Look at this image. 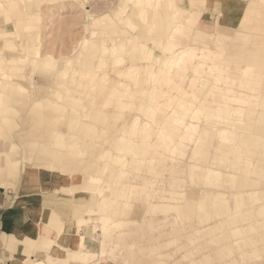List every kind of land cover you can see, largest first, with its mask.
Here are the masks:
<instances>
[{"label": "rangeland", "instance_id": "obj_1", "mask_svg": "<svg viewBox=\"0 0 264 264\" xmlns=\"http://www.w3.org/2000/svg\"><path fill=\"white\" fill-rule=\"evenodd\" d=\"M123 1H22L40 14L32 37L0 0V149L11 154L0 156V184L52 189L75 229L65 238L63 218L46 207L36 236L9 248L23 246L22 264L48 261L65 255L62 244L81 249L68 241L85 232L96 264H264V70L252 66L264 62V1L241 0L234 24L218 17L209 28L201 16L211 0L142 2L143 21L126 0L137 24L127 36L146 41L160 62L151 68L138 50L121 60L100 53L102 42L126 34H102L94 17ZM167 40L183 50L170 67ZM35 50L51 53L53 65L34 69L27 57ZM220 103L251 112L231 113L228 124ZM49 218L57 231L50 251L38 230Z\"/></svg>", "mask_w": 264, "mask_h": 264}, {"label": "bare ground", "instance_id": "obj_2", "mask_svg": "<svg viewBox=\"0 0 264 264\" xmlns=\"http://www.w3.org/2000/svg\"><path fill=\"white\" fill-rule=\"evenodd\" d=\"M22 1H25V0H7V3H8V5H12V7L16 10L15 15H16V18L18 19L16 21V23H18V25H19V24H21L20 22H22V21L26 22L23 24V26L28 30V33H30L32 37H35V34H36L35 31L38 27L37 23L39 21L40 14L38 12H36V8H34L32 6L25 7V6H22L23 5L22 4L21 5L22 7H21L19 5V3ZM43 1H49L50 2L51 0H43ZM125 1L126 0H124L123 3L120 4L113 13H103L101 15L94 17V22L101 28L102 34H108V31H110L112 33L121 32L122 34L124 33V35L126 34L125 38H122L120 40L118 39V41L111 39V44H105V42H102V44L100 45V49H99L100 53H102L103 55L110 56L112 58H119V60H121V55L124 52H126L127 50L128 51L138 50L140 52V54L143 53L144 58L147 59V61L151 63L148 65V67L151 68V67H153L154 63H158L159 61L154 56L153 51L147 47L146 41L140 40L136 34H129V36H127V33H128L127 26H131L133 28L137 24L135 23L134 19L131 16L126 14V11L128 9H126L127 5L125 4ZM127 1H129L131 3V6L129 7V9H131V8L134 9L132 14L138 15V16L140 15V18L142 21L145 18L144 10L142 8H139L138 4H140L142 2H146L147 4H151L154 2V0H127ZM262 1H264V0H262ZM89 11H90V9H88V11H86V12H89ZM153 22H156V17L154 15H153ZM158 27H159V29L161 28L162 32L166 31V30L168 31L170 28L169 24L165 28H164V25L162 26V25L158 24ZM94 34H95V31L93 30L92 35H94ZM124 35H121V36H124ZM86 40L87 39L85 38L84 42ZM174 45L175 44L169 40H167V42L164 45V50H167L171 53L169 56H166L164 58V60L162 61V63H164V65H166L168 67L171 66V63L173 62L174 59L176 60V58L180 57V55L183 53L182 49L181 50H177V49L174 50ZM26 47L30 48L29 46H26ZM27 59H29V61L31 62V65L34 69L37 67H49L50 68L53 65L55 57H53L51 53L41 54V53H38L37 50H35L33 52V55L27 57ZM10 60H13V59L11 58ZM252 66L258 71L264 70V62L263 61L259 62L258 60L254 59L252 62ZM37 70H38V68H37ZM161 70L162 69L159 66L158 69L156 70L157 75L160 74ZM33 72H34V70H33ZM23 88L24 87L19 83L15 85V89L18 92H21L22 90H24ZM2 94H3L2 90L0 89V109L3 107V105L1 104ZM227 100H236V101L238 100L239 101L240 96L235 97V99H233L232 97L226 98V99H224L223 103ZM73 101L76 103L79 102L77 100H73ZM41 103H42V100H39V99L34 101L32 106L30 107V110H34L36 108H39L41 106ZM221 106H223L225 108V112L228 113L226 116L223 117V122L228 123V124L230 122V121H228L229 116L232 115L231 113H234L236 115H241V114L243 115V113H245L246 115H248V112H251V109H246V111H241L240 109L233 108V110H231L227 105H222V103H220L217 106V109H220ZM82 108H84V105H82ZM230 110H231V112H230ZM137 118H138V116H136V119ZM134 123H135V121H134ZM218 132L220 133V132H222V130H220ZM254 136L259 137L260 135H259V133H256V134H254ZM253 142L255 144H257V141L254 140ZM238 148L239 147L237 145L236 150ZM242 152H243L242 150H237L236 151V157L239 158V155ZM258 161H259L258 159H256L255 162H253V161L249 162L248 161V164H251L254 166L255 164H258L257 163ZM260 164H261V162H260ZM256 166L259 167V165H256ZM214 173L216 175H219V173L217 171H215ZM95 180H97V178L91 177V182H93ZM99 192H101V191H99ZM211 192H213V191L208 190L207 192H204V193L199 195V200H198L199 205H202L205 200L210 198ZM254 193L258 194V191H255ZM119 196H120L119 194H116L115 199H118ZM253 198H255V200H258L261 197L257 196V197H253ZM87 200H88V198L86 199V201ZM86 201L79 202L77 205V207H78L77 209L78 210L83 209L86 206ZM259 207H260L259 208L260 210H262V209L264 210V202H262ZM49 219L46 222H41L39 224L38 230H39L41 235H44L46 237V241H45V243L47 244L46 250L50 251L53 249V247L55 245L54 244L55 243V235L57 234V231L55 229V226H53L49 223V222H53L55 224L56 221L52 218H49ZM79 223L81 224V223H83V221L82 220L76 221V224H79ZM63 229H64V226L62 228H60L59 230H63ZM84 235H85V232L82 234L79 233V234H77L78 237L76 238V240L69 238V241H68V243H70L74 246H79V248H81V249H73V250L69 249V250H67L68 247H66V245L62 244L61 248L65 249V255L63 257L61 256V257L54 258V259L51 258L48 261H45L43 259H35L32 257L29 259V264H96L94 261L90 260L95 255V253L86 244ZM55 247H57V246H55Z\"/></svg>", "mask_w": 264, "mask_h": 264}, {"label": "crops", "instance_id": "obj_3", "mask_svg": "<svg viewBox=\"0 0 264 264\" xmlns=\"http://www.w3.org/2000/svg\"><path fill=\"white\" fill-rule=\"evenodd\" d=\"M242 7L241 0H211L203 10L201 21L209 28L218 17L234 24L241 16ZM5 113L6 110L2 109L0 116L3 117ZM0 153L4 159L11 155L8 150H1ZM11 163L17 168L20 161L11 158ZM33 183L20 179L6 189L0 184V264H22L23 246L15 243L9 248L8 243H13L16 238L24 235L35 237L37 221L44 219L43 212L46 207L57 211L63 218L65 238L75 234L69 211L59 206L63 201L52 194V189L41 190L40 182L39 186Z\"/></svg>", "mask_w": 264, "mask_h": 264}]
</instances>
